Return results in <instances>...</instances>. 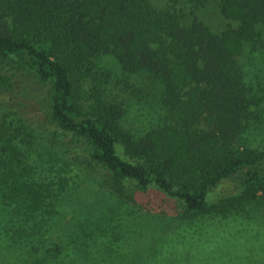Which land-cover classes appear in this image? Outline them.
Wrapping results in <instances>:
<instances>
[{
    "label": "trees",
    "instance_id": "16d2710c",
    "mask_svg": "<svg viewBox=\"0 0 264 264\" xmlns=\"http://www.w3.org/2000/svg\"><path fill=\"white\" fill-rule=\"evenodd\" d=\"M211 3L223 29L199 17ZM256 53L264 55V0H0V61H15L48 89L51 120L73 146L83 145L93 166L108 172L121 196L135 204L137 198L138 205L148 200L157 211L148 193L155 187L180 201L179 218L189 221L228 213L227 206L209 207L207 197L231 179L246 188L240 201L264 205V152L235 145L263 114L261 86L247 70ZM110 58L137 79V113L152 125L143 134L122 125V107L106 103L101 87L89 109L77 99L81 77L110 78ZM8 147L0 144V175L16 163L4 158ZM26 168L13 171L17 181L31 173ZM128 230V240L136 238ZM59 240L39 251L38 240L0 237V264H76L66 252L75 240ZM80 240L86 238L78 236L74 250L84 262L104 263Z\"/></svg>",
    "mask_w": 264,
    "mask_h": 264
},
{
    "label": "rangeland",
    "instance_id": "374dc122",
    "mask_svg": "<svg viewBox=\"0 0 264 264\" xmlns=\"http://www.w3.org/2000/svg\"><path fill=\"white\" fill-rule=\"evenodd\" d=\"M211 5L199 17L212 28L223 29L219 10ZM252 62L247 66L248 77L255 78L264 96V55L256 53ZM105 65L110 75L106 93L102 89L106 81L83 76L77 81L78 101L89 109L95 102L94 88L101 87L106 103L122 107V125L132 134H143L152 125L138 116L142 95H136V77L126 74L111 58ZM96 71L101 72L98 67ZM2 77L9 81L4 83ZM49 103L48 89L30 72L13 60L0 61V144L10 146L4 158L16 161L11 171L8 168L0 175L5 181H0V237L21 243L38 240L42 243L35 244L39 251L59 243L61 235L67 243L73 238L66 252L75 255L76 264H91L74 250L78 236L86 238L80 242L89 256L104 258L102 264H264V205L240 201L246 188L239 180L223 182L207 197L209 207L230 208L226 214H200L191 221L179 218L182 203L155 187L148 190L157 208L151 211L148 200L138 205L137 198L135 204L121 196L108 172L89 162L83 145L71 144V135H64L51 120ZM262 111L260 121L250 123L236 146L264 152V104ZM119 152L128 159L121 146ZM26 166L31 173L17 181L13 171L19 174ZM233 199L239 205L230 207L227 201ZM127 230H136V238L128 240Z\"/></svg>",
    "mask_w": 264,
    "mask_h": 264
}]
</instances>
